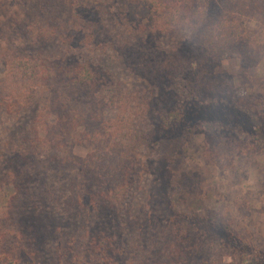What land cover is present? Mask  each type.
<instances>
[{"label": "rangeland", "instance_id": "rangeland-1", "mask_svg": "<svg viewBox=\"0 0 264 264\" xmlns=\"http://www.w3.org/2000/svg\"><path fill=\"white\" fill-rule=\"evenodd\" d=\"M143 1L0 0V264H264V0ZM21 57L96 69L94 115Z\"/></svg>", "mask_w": 264, "mask_h": 264}, {"label": "trees", "instance_id": "trees-1", "mask_svg": "<svg viewBox=\"0 0 264 264\" xmlns=\"http://www.w3.org/2000/svg\"><path fill=\"white\" fill-rule=\"evenodd\" d=\"M139 1L140 0H137L138 3ZM153 1L154 2L151 5L156 6L157 10H161L162 7H165L164 11H167L165 12V14L173 15L172 9L174 7L172 8L171 4L175 6L174 5L175 0H153ZM233 1L237 3V7L241 11L246 10V8L247 10L249 9L254 11L258 7V3H259L257 2V0H248V1L233 0ZM147 2L148 0L143 1V6L145 7V9H147L146 8ZM90 12L91 11H89V13ZM91 15H93V13H91ZM256 16H254V18H256ZM164 26L165 25L161 24V27L158 26V28H162ZM19 60L23 63V67L26 66L28 70L32 71V73L35 74L38 80L40 79L45 83H51V84L55 83L57 85H60V88L61 87L64 88L62 97H58L57 101L61 103L65 117L69 118L70 121L69 127L72 126L76 118L81 119V118H86V116L89 114L94 115L90 111L89 105L85 106L83 104V106H81V103L83 102V100H85V96L87 92L90 91L91 87L92 86L97 87L103 81V76H100V74L98 73V71H96V69L89 66L86 62L82 63L79 60L64 59V58H62L61 63L55 62L53 58L51 61V59L45 60L42 59V57L30 58V60L28 59V61H25L26 59L21 57L19 58ZM32 61L38 62L36 63L35 70L32 69L31 66ZM84 107H86V110H84ZM215 107L216 106L215 105L213 106V104L206 107H201V105H199L198 112L201 113L206 111L207 114H209L210 111H213L212 109H216ZM186 111L187 110H182V109L179 110L178 105L175 104L173 109V112H175L173 114V119L175 121L180 120L179 119L181 118L180 114L184 115ZM56 123L57 122H55V124ZM173 124L176 125L177 122ZM57 127L58 126H56L55 128ZM18 160H16V157L10 158V162L13 165H21L20 161ZM118 167L122 168L127 173H122L120 171V168H115L113 165H110L109 168L110 171L107 172V174L109 173V175L107 176L106 174L107 176L106 180L108 181V191L110 192V194H112L118 200H121L122 198L126 197L134 187V177H131L130 170L134 168L135 165L128 167V166H122V164H120ZM90 182L91 180H88L86 177L85 183L87 184ZM250 252H251L250 247L244 248L242 249V256H249L248 254Z\"/></svg>", "mask_w": 264, "mask_h": 264}]
</instances>
